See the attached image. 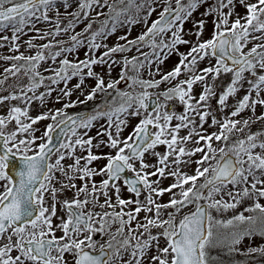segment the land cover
I'll list each match as a JSON object with an SVG mask.
<instances>
[{
    "label": "snow or ice",
    "instance_id": "6c2138e0",
    "mask_svg": "<svg viewBox=\"0 0 264 264\" xmlns=\"http://www.w3.org/2000/svg\"><path fill=\"white\" fill-rule=\"evenodd\" d=\"M208 2L0 0V34L11 31V37L0 35V48L8 42L9 51L18 53L0 56L16 62L4 69L0 91L10 77L28 79L0 95V105H24H10L0 114V264H221L223 250L264 255V244L246 251L238 247L245 239L264 238L259 202L264 199V131H251V124L264 121V112L256 115L257 106L264 107V0H214L202 13L214 17L211 39H200L205 19L194 23L195 43L184 39V24ZM237 3L244 15L234 13ZM80 24L84 27L76 32ZM136 25L144 30L129 39ZM121 29L124 34L109 46L106 41ZM29 32L35 35L24 43L35 51L25 55L19 41ZM62 35L67 38L57 39ZM181 45H190L189 50L180 52ZM82 48L83 60L77 55ZM133 50L135 55H126ZM174 54L179 63L164 72L161 66ZM205 59L209 66L199 68ZM43 64L48 67L41 72ZM97 66H107L109 76L119 66V78L106 83ZM227 74L230 82L217 94V81ZM88 79L95 86L85 94ZM122 83L131 91L119 88ZM162 84L168 87L150 91ZM195 85H202L198 97ZM41 88L45 91L37 95ZM242 89L246 94L229 105ZM74 90L84 98L71 100ZM53 92L57 103L65 100L63 107L32 117V103L43 107ZM98 95L101 103L91 112L67 111ZM172 101L183 111L177 113ZM246 110L252 116L235 119ZM45 120L51 122L37 135L34 126ZM206 124L217 131L209 133ZM93 128L95 136L89 135ZM161 145L164 153L156 150ZM103 148L109 151L96 154ZM97 161L106 163L93 167ZM190 165H195L191 174L183 170ZM168 178L173 182L163 187ZM124 189L134 198L124 199ZM166 194L168 201L160 203ZM245 200L254 203L229 219L214 215L235 212Z\"/></svg>",
    "mask_w": 264,
    "mask_h": 264
},
{
    "label": "rangeland",
    "instance_id": "374dc122",
    "mask_svg": "<svg viewBox=\"0 0 264 264\" xmlns=\"http://www.w3.org/2000/svg\"><path fill=\"white\" fill-rule=\"evenodd\" d=\"M173 2H174V0H173ZM249 2L250 3H254L255 0H249ZM212 3H214V0H209V2L207 4H203L202 6H200L193 13L192 17L184 24V33H182L184 39L191 40L193 43L196 42L197 38L194 35V33H195L194 23L196 21L201 20V19H205L206 20V24H205V27L203 29V35L200 37V39L201 40L211 39L212 33H213V19H214V17L213 16L203 17L202 13H204L206 8H208ZM73 8H75V5H73ZM60 10H61V12L64 11L63 8H61ZM72 10H73L72 8L69 9V11H72ZM224 11L227 12L228 9L226 8V9H224ZM245 11L246 10L243 7H241L238 3L234 7V13H239L240 15H244ZM49 15L50 16H54V13H50ZM70 18L71 17H69V19ZM156 18H157L156 17V13H154L151 19L154 20ZM235 18H236V16L234 14L233 17H231L230 22H231V20H234ZM61 19L64 20V16H61ZM64 22L66 23L67 21L64 20ZM149 23H151V20L149 21ZM38 27L45 28L46 26L44 24H40V25H38ZM83 27H84V24H80L79 27L76 28V32L81 31V29ZM143 30L144 29H143L142 25H136L135 27L132 28L131 36L129 37V39L135 38ZM25 31H27V29ZM124 32H125V30H123V29L118 30L117 33L114 36L109 37V39L106 41V43L109 46L114 45L117 42V37L120 36V35H123ZM0 35H8L9 37H11V31H6L5 33H2ZM34 35H35L34 32H29L28 35H25V36H23L21 38V40L19 41V43L21 44L20 52H23L25 55H31V54L34 53L35 49H33L31 51L27 50V45L24 43V41H27L30 36H34ZM66 38L67 37L63 36V35L57 37V39H66ZM47 42L48 41H46V40H35L34 41V43H36V44H43V43H47ZM4 43H5L6 46L4 48H0V56H10V55H17L18 54V53H14V52L9 51V48L7 47V43L8 42H4ZM121 43H123V42L121 41ZM189 47H190V45H181V46H179V51L182 52V53H186L189 50ZM248 47L251 48L252 44H249ZM103 50L104 49L102 48L101 52ZM85 51H86V49H83V48L78 50L77 55H78L79 59L83 60L85 58V56H84ZM144 51H149V49L146 48V49H144ZM99 54L100 53H97L96 55L98 56ZM135 54H136L135 50H133L132 52L127 53L126 55L131 57V56H133ZM68 58L71 60V59H74L75 57L70 55ZM116 58L119 59V56H117ZM13 63H16V62L0 60V79H3L4 69L6 67H10ZM49 63H51V62H49ZM178 63H179V56L174 54V55L170 56L169 59L167 61H165V63L161 67H162L164 72H167V71H170ZM209 63H210V61L208 59H205L204 61L200 62L198 67L199 68L208 67ZM211 63L214 64L215 60H212ZM45 67H48V64H43L41 66L40 71L43 72V68H45ZM95 71L101 73L104 76L105 81L107 83V82H109L111 80H116V79L119 78V74H120L121 68L119 66H115L113 68V70H112L111 76L107 75V66H104V67L97 66V67H95ZM44 75L47 76V75H49V73H44ZM129 75H134V73L129 72ZM145 78H147V76H145ZM156 78L159 79V76H157ZM230 78H231L230 74L221 75L220 76L219 80L217 81V84H218V87L216 88L217 94H219L220 92L223 91L224 87L230 82ZM180 79H185V77L181 76ZM209 79H211V78H209ZM46 83H47V81H46ZM76 83H77V81L74 79L68 84V87L72 88V86L74 84H76ZM27 84H28V79L26 77H24L22 74H21L20 77H10V79L8 81H6L5 85L3 86L4 89H6V90L5 91H0V95H8L9 92L13 91L16 88L17 85L23 86V85H27ZM94 86H95V81L94 80H91V79L85 80V84L83 86L84 93L87 94L88 91H90V89L92 87H94ZM59 87L62 88V87H64V85L61 84ZM166 87H168V85L162 84L159 89H154V90H150V91L160 92V91H163ZM120 88L124 89V90L131 91V89L127 88L126 84L124 86L120 87ZM245 88H247L246 84H245ZM201 90H202V85H195L194 86V95H196L198 97V95L200 94ZM43 91H45L44 88L39 89V91L37 92V95H39V93L43 92ZM109 91H111V90H109ZM137 91H139V89H137ZM244 94H246L245 90L242 89L237 94L235 99L229 98V101H228L229 105H234L236 103V100L241 99ZM29 95H31V93H29ZM57 95H58L57 92H53L52 96L46 99L43 107H41L39 101H34L32 103V105H31L30 115L32 117H36V116L40 115L41 113L47 112L49 109H53L54 110V109L62 108L65 100L62 99L60 103H57L56 102ZM261 95H262V97H264V93H262ZM254 96H255V93H253V97ZM78 97L80 99L84 98L83 96L80 95V91L79 90H74L70 99L75 101V100H77ZM109 99H111V97H109ZM101 100H102V97L98 95L94 101L88 102V104H86L84 106L83 105H78L77 107L70 108L67 111L69 112V114H72V113L76 112L78 109L79 110L77 112H81V111L91 112L93 107L96 104L101 103ZM211 104H212V108L214 110V113L217 115L218 118H221L222 114L219 113L218 111H216V108H217L216 100L213 99L211 101ZM10 105H18V106H20L22 108L24 107L23 104L19 103V101H8V102H5V105H0V114H6L7 111H8V107ZM170 106H174L175 111L177 113H180V112L183 111V106L178 101L170 102ZM232 110H233V108L229 107L226 111L227 112H231ZM261 112H264V107H261V106L258 105L257 108H256V115L257 116L260 115ZM249 116H252V113H251L250 110H246V111H244L241 114L240 117H237L235 119L243 120V119L248 118ZM197 120H198V118H197ZM50 122L51 121H49V120H45V121H40L37 125H35L34 127H37V128L40 129V132H37V135H40L41 132L44 130V127ZM137 122H138L137 120H132L131 121L132 125H134ZM210 122L211 121L209 119V123ZM99 123L103 124L104 121H100ZM175 123H176V121L174 120L173 124H175ZM98 127H99V124L97 125V128ZM97 128H93L91 130V132L89 133V135L95 136ZM205 128H207L209 133L217 131V128H210L208 126V124L205 125ZM128 131H131V128L126 129L124 134L127 135ZM251 131L252 132L264 131V121H259L257 123L251 124ZM247 132H248V129H245V133H247ZM186 134H187V130L186 129L182 130L180 132L181 136H184ZM237 135H240V134H237ZM94 143H95V141H94ZM192 146H193L192 144L188 145V147H192ZM156 150L161 152V153H164L166 151V148H165V146L161 145ZM108 151L109 150L107 148H103L102 152H97L96 154L107 153ZM257 151H259V150H257ZM77 154L78 155H87L86 152L85 153H80L79 151L77 152ZM192 159H199V155H197L196 157H193ZM71 162L72 161H65L66 164L67 163H71ZM149 162L155 163V159L154 158H149ZM105 163H106V161H97V162H95L93 164V167L99 168V167H102ZM181 167H183V166H181ZM194 168H195V165H190L189 167L183 168V170L185 172H189L191 174L192 170ZM153 179H155V177H153ZM95 180H96V183L99 184V182L101 180V177H96ZM172 182H173L172 178H168V179L162 181V186L163 187H167ZM79 183L80 182L77 181V184H79ZM121 195H122V197L124 199L134 198V197L131 196L130 193L127 192L126 189L122 190ZM65 196L67 198L71 199L72 193L71 192H67L65 194ZM63 198L64 197H62V199ZM113 199H115V197H113ZM143 199H144V197L141 196V200H143ZM168 199H169V196H168V194H166L165 196L160 198L159 202L160 203H166L168 201ZM101 202H103V198H101ZM259 202L262 205H264V199H261ZM253 203H254V201H252V200H245L243 202V204L241 205V207L236 209L235 212L229 211V212H226V213H223V214H215L214 213V215H216L218 219H229L233 215L238 214V212L243 211V209L245 207L251 206ZM97 211H99V209H97ZM62 214L63 213H61V215ZM144 215H145L144 213L140 214V219L141 220H143ZM245 215H249V213H245ZM178 219H179V217H178ZM56 222H58V221H56ZM156 231H158V230L157 229H153V232H156ZM59 235H61V233L57 232V236H59ZM262 244H264V238L254 237L251 241H249L248 239H245L241 243V245H239L238 247L240 248L241 251H246L249 246L258 247V246H260ZM161 246H164V241L163 240H161ZM262 256H264V255H261L259 253H252L249 256H243L242 255V257L244 259V262L241 263V264H264L263 260H261ZM67 258L71 262V257L69 256ZM255 259L258 260V263L254 261Z\"/></svg>",
    "mask_w": 264,
    "mask_h": 264
},
{
    "label": "trees",
    "instance_id": "16d2710c",
    "mask_svg": "<svg viewBox=\"0 0 264 264\" xmlns=\"http://www.w3.org/2000/svg\"><path fill=\"white\" fill-rule=\"evenodd\" d=\"M261 260H263V263H264V256H262V259ZM220 261H221L222 264H241V263L244 262V259H243L242 255H239V254L228 255L227 254V251L226 250H223L220 253ZM254 261L258 263V260L257 259H255Z\"/></svg>",
    "mask_w": 264,
    "mask_h": 264
},
{
    "label": "water",
    "instance_id": "95a60500",
    "mask_svg": "<svg viewBox=\"0 0 264 264\" xmlns=\"http://www.w3.org/2000/svg\"><path fill=\"white\" fill-rule=\"evenodd\" d=\"M125 84H120V85H118V87L120 88V87H122V86H124ZM82 113H87V112H82Z\"/></svg>",
    "mask_w": 264,
    "mask_h": 264
}]
</instances>
